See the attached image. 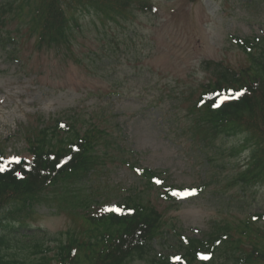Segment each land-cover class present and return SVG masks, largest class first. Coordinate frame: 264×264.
<instances>
[{
	"label": "rangeland",
	"instance_id": "374dc122",
	"mask_svg": "<svg viewBox=\"0 0 264 264\" xmlns=\"http://www.w3.org/2000/svg\"><path fill=\"white\" fill-rule=\"evenodd\" d=\"M157 1V17L139 14L128 31L115 24L103 28L85 20V32L79 35L86 36H77L74 46L82 61L55 50L39 51L29 39L22 40L18 49L21 64L8 59L7 52L0 49V148L26 156V139L41 126L59 117L68 119L81 113L89 118L95 114L96 124L109 131L110 141L120 144L131 162L163 170L178 184L214 181L208 193L178 206L159 200L155 192L145 197L163 214L168 237L175 229L200 236L218 222L237 223L243 210L264 212V186L240 198L237 189L227 186L226 177L231 169L233 172L227 160L218 156L213 161L215 167L207 168L204 155L190 139L178 137L175 116L182 113L172 105L174 100H168L167 83L188 80L190 73L193 82L201 79L202 73H196L207 60L222 61L236 69L245 64L244 54L229 35L264 31V0L258 6H247L241 0ZM104 33L120 35L129 45L116 48L115 42L109 44L100 36ZM131 35L136 36L131 39ZM87 57L98 58L99 68L89 66ZM98 91L113 92V99L100 101ZM165 98L164 104H157ZM110 152L104 169H98L91 180L48 188L38 207L27 215L29 233L38 231L37 236L49 242V238H58L61 232L80 225L74 212L79 209L72 204L86 200L114 203L128 191L143 190L118 148L114 146ZM223 163L226 166H220Z\"/></svg>",
	"mask_w": 264,
	"mask_h": 264
},
{
	"label": "trees",
	"instance_id": "16d2710c",
	"mask_svg": "<svg viewBox=\"0 0 264 264\" xmlns=\"http://www.w3.org/2000/svg\"><path fill=\"white\" fill-rule=\"evenodd\" d=\"M254 1L261 2L246 0L249 4ZM134 3L135 0H0V26L12 19L20 20L27 32L47 45L70 47L82 15H95L102 21L125 18ZM5 40L0 33V44ZM235 42L246 55V64L234 69L215 62L209 82L199 84L200 95L193 91L187 109L194 113L192 128L205 144L212 142L213 136L243 134V145L250 152L248 163L230 179L246 195L248 188L264 181V36L237 38ZM234 91L244 95L216 105L217 95H232ZM75 122L68 129L56 122L50 131L41 129L30 136V160L10 163L12 159L0 156V166L6 167L0 171V264H135L138 260L144 264H264V219L260 213L253 220L251 212L245 210L240 211L244 214L237 223L218 222L202 238L176 240L172 246L179 256H174L172 250L158 252L155 242L165 238L163 216L156 206L144 201L141 192L124 197L119 203L120 211L107 207L79 214L80 226L61 232L57 239L49 238L52 243L37 236L38 231L29 233L26 217L41 202L45 189L86 181L105 159V149L100 152L97 145L106 138L100 136L98 128L80 133ZM155 177L163 180L158 189L167 188L161 194L170 199L173 185L156 172L143 170L144 186L153 189ZM88 204L82 207L89 208ZM125 207L132 211H124ZM202 252H209L211 258L201 260Z\"/></svg>",
	"mask_w": 264,
	"mask_h": 264
},
{
	"label": "snow or ice",
	"instance_id": "6c2138e0",
	"mask_svg": "<svg viewBox=\"0 0 264 264\" xmlns=\"http://www.w3.org/2000/svg\"><path fill=\"white\" fill-rule=\"evenodd\" d=\"M242 95H244V92H242V91H241V92H235V91L232 92V96H233V97H236V98H238L239 96H242ZM218 98L221 100V104H223L224 101L230 99L231 97L225 95V96L218 97ZM217 106H219V105H217ZM11 162L21 163V160H20L19 157H13V158H12V161H10V163H11ZM5 170H6V167H4V166H0V171H5ZM17 175L19 176L20 173H17ZM157 183H160V181H157ZM195 194H196V193H195V190H194V189H189V190H187V191H173V193H172L173 196L181 197V198H186L187 196L195 195ZM115 210H116V211H120V209H115Z\"/></svg>",
	"mask_w": 264,
	"mask_h": 264
}]
</instances>
